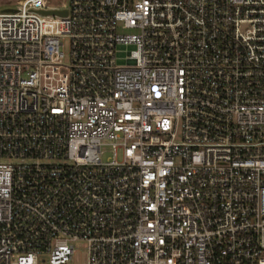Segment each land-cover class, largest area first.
I'll return each mask as SVG.
<instances>
[{
  "label": "built area",
  "instance_id": "built-area-1",
  "mask_svg": "<svg viewBox=\"0 0 264 264\" xmlns=\"http://www.w3.org/2000/svg\"><path fill=\"white\" fill-rule=\"evenodd\" d=\"M17 2L0 264H264V0Z\"/></svg>",
  "mask_w": 264,
  "mask_h": 264
},
{
  "label": "rangeland",
  "instance_id": "rangeland-1",
  "mask_svg": "<svg viewBox=\"0 0 264 264\" xmlns=\"http://www.w3.org/2000/svg\"><path fill=\"white\" fill-rule=\"evenodd\" d=\"M19 0H0V12H2L5 9L8 8H16L19 5V2H17ZM64 47L62 49V51L65 53V55L69 56V52H70V43L68 39H63L62 40ZM124 50V49H122ZM125 53H121L120 56H124ZM103 152H104V158L107 157H111V148L110 147H104L103 148ZM80 250L83 249V251H80L79 255H78V261L77 264H85L86 263V257H85V250L83 248L82 245L79 246Z\"/></svg>",
  "mask_w": 264,
  "mask_h": 264
},
{
  "label": "water",
  "instance_id": "water-1",
  "mask_svg": "<svg viewBox=\"0 0 264 264\" xmlns=\"http://www.w3.org/2000/svg\"><path fill=\"white\" fill-rule=\"evenodd\" d=\"M8 11H10V10H8ZM44 14L66 16L67 15V11H64V12H53V13H44Z\"/></svg>",
  "mask_w": 264,
  "mask_h": 264
}]
</instances>
